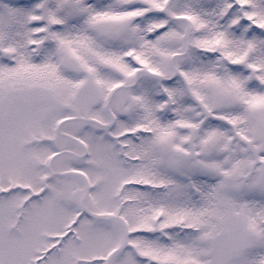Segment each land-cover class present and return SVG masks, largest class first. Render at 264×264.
I'll use <instances>...</instances> for the list:
<instances>
[{
  "label": "snow or ice",
  "instance_id": "snow-or-ice-1",
  "mask_svg": "<svg viewBox=\"0 0 264 264\" xmlns=\"http://www.w3.org/2000/svg\"><path fill=\"white\" fill-rule=\"evenodd\" d=\"M0 264H264V0H0Z\"/></svg>",
  "mask_w": 264,
  "mask_h": 264
}]
</instances>
